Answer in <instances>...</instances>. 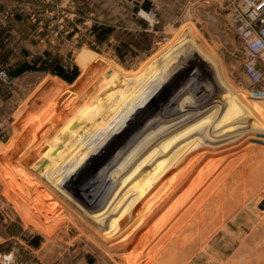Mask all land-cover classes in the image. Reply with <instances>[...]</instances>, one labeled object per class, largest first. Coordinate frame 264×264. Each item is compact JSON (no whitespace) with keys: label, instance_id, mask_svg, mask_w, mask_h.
<instances>
[{"label":"rangeland","instance_id":"374dc122","mask_svg":"<svg viewBox=\"0 0 264 264\" xmlns=\"http://www.w3.org/2000/svg\"><path fill=\"white\" fill-rule=\"evenodd\" d=\"M232 11L223 0H28L15 32L0 28V72L14 79H0V255L10 264H264V85L242 73L252 40ZM94 26L111 27L109 39L99 44ZM38 57L54 68L76 58L79 83L10 75ZM111 67L125 80L111 85ZM82 94L95 108L106 94L122 113L99 110L83 140L70 139L77 148L37 163L70 112L86 109ZM133 196L139 207H129Z\"/></svg>","mask_w":264,"mask_h":264},{"label":"crops","instance_id":"0c3cea01","mask_svg":"<svg viewBox=\"0 0 264 264\" xmlns=\"http://www.w3.org/2000/svg\"><path fill=\"white\" fill-rule=\"evenodd\" d=\"M36 1H38V0H36ZM27 6H28V0H0V28L2 27V29H6V31L8 33L15 32L11 27L19 26V24L21 22H23L22 18H26V15H27L26 14ZM7 24H8V27L10 28V30L7 29V28H4ZM9 25H11V26H9ZM76 58H77V56H76ZM76 58H75V60L72 59V58H70V60H68L64 64H60V65L70 66V65H74L75 64L76 66L79 67L78 63L76 62ZM49 78H51L53 80H56V83L57 82L58 83L59 82H63L64 84L72 85V84L65 83L62 80H58L56 78V76H54L52 74H50V77ZM92 99L95 100L96 98H92ZM82 104H83L82 106H85L86 109L81 106L82 109L84 108L85 110H81V108H79L76 112H74V111H71L70 112V114L72 116H70L69 121H68L69 126H66L65 128H63L62 131H64V129L67 128L64 132H61L60 134H58V133L55 134V137L57 136V138H55V139H58L56 141V143L53 144V141H54L53 140L52 142H48L47 145H46V147L42 145L46 149L40 153L39 158L36 161L37 163L38 162H42V161L45 162V158H46V162H53V161L59 160L60 156L63 155V153H61V149L63 147H71L72 146L73 148H77L76 142H73V140L70 141V139L77 138V139L83 140V138L85 137V135L82 133L83 136H84V137H82L78 133L81 132V131H83V130H85L88 126H90V122H91L94 114L96 112L99 113V110H100V108L92 107L91 106L92 105L91 104V101L83 100V103ZM85 113H86V115H85ZM88 121H89V123H88ZM87 123H88V126H87ZM28 128L29 129H32L30 127H28ZM51 138H53V137H51ZM78 145H79L78 148H80V150H81V148L83 147V145L81 143L78 144ZM51 170H50V172H45V173H47V174L51 173L53 175V172ZM45 173H44L43 179L44 178L47 179V177H45V176H48V175L45 174ZM52 175L50 176L51 178H53ZM47 182H45L46 185L48 184L49 186L52 187V185L50 184V182L49 181H47ZM101 187L102 186H100L97 189H100ZM98 191L99 190H97V191L96 190H93V193H98ZM133 197H134V199L132 198L129 207L131 205L133 206V202L135 204L134 205L135 207L138 206L137 198L135 196H133ZM210 254H212V253H210ZM206 256H209V253H206V252L205 253H202V257H204L206 259ZM197 259H195L193 261V263L195 262L194 264H204L203 262H198ZM213 259L214 258H212L210 256V260H208V261L205 260L206 261L205 264H207V262H209L211 264V262H212Z\"/></svg>","mask_w":264,"mask_h":264},{"label":"built area","instance_id":"2783aa9c","mask_svg":"<svg viewBox=\"0 0 264 264\" xmlns=\"http://www.w3.org/2000/svg\"><path fill=\"white\" fill-rule=\"evenodd\" d=\"M233 7L232 23L247 44L242 61V73L252 85H264V0H223ZM238 1L237 5L235 4ZM0 79L13 82V78L0 72ZM11 257L0 255L2 264H10Z\"/></svg>","mask_w":264,"mask_h":264},{"label":"trees","instance_id":"16d2710c","mask_svg":"<svg viewBox=\"0 0 264 264\" xmlns=\"http://www.w3.org/2000/svg\"><path fill=\"white\" fill-rule=\"evenodd\" d=\"M98 30H101V33H98ZM90 34L92 36H95L97 39V42L99 44L104 43L107 41L112 34V28L111 27H92ZM26 52V51H24ZM45 56H50L49 53L45 52ZM47 59H42V57H38L33 59L31 62H27L24 64L19 65L16 69H14L10 75L12 77H19L25 72L28 71H37V72H50V74L56 76L58 80H62L65 83L68 84H76L79 83V78L82 74L81 68L74 65L70 66H64L58 64L56 68H54L57 64V60H52L51 62ZM101 184H104L106 179L101 178ZM35 247H38L37 244L34 245Z\"/></svg>","mask_w":264,"mask_h":264},{"label":"bare ground","instance_id":"6f19581e","mask_svg":"<svg viewBox=\"0 0 264 264\" xmlns=\"http://www.w3.org/2000/svg\"><path fill=\"white\" fill-rule=\"evenodd\" d=\"M143 14V13H142ZM144 16V15H143ZM115 68L114 67H111V69H110V75H108V77H110V84L111 85H113L114 83H113V81L112 80H114V78H116V77H120V78H122V79H124V74H121L120 72H118L117 70H114ZM103 70H104V68H103ZM112 70H114L113 72H112ZM107 77V78H108ZM137 77V79H138V76H136ZM137 79H136V82L134 81V82H131V81H127L126 83V85L125 86H127L128 87V89L130 88V87H136V85H138V84H140L141 83V79H138V81H137ZM104 80L105 79H103V80H99L98 81V86H97V88H95V92L93 93L94 95H96V96H94V98H96L97 99V96H99V94L100 93H102V92H99V91H101V89L103 90V92H104V85L106 84V83H108V80L106 79L105 80V82H104ZM125 80V79H124ZM105 83V84H104ZM125 83V82H124ZM86 89L87 90H89V91H91L92 90V88L90 87V86H87L86 87ZM98 91V92H97ZM105 91H107V89L105 90ZM105 93V92H104ZM100 95H102V94H100ZM133 95H137V93L136 92H134V94ZM102 97H104L102 100V104L99 106L100 107V112H101V114L102 113H105V112H107V110L110 108V107H112V109H114V111H119L118 112V114H117V116H119V113H122V111H121V107H122V105H116V106H114V105H111L109 102H110V97L108 98V96H106V94H105V96H102ZM88 98H90V97H85L84 96V94H82L81 95V99H83V100H86V99H88ZM133 98V97H132ZM82 100V101H83ZM135 100V99H134ZM133 100V101H134ZM133 101L130 103V104H128L127 102H125L126 104H128L127 106L129 107V106H134V104H132L133 103ZM160 116H161V114H160ZM157 118V117H156ZM164 118H167V117H164ZM163 118V119H164ZM111 121V120H110ZM164 121V120H163ZM108 122H109V120H108ZM162 122V121H161ZM160 122V123H161ZM111 124V123H110ZM157 125V124H156ZM211 186V185H210ZM210 186H208L207 188H209ZM212 189V188H211ZM210 190V189H209ZM222 194V193H221ZM194 199V200H191V199ZM192 198H190V199H188L187 201H186V204L188 203V202H190V200L192 201L191 202V206L190 207H192V206H195L194 207V209L197 207V205L198 204H200L201 202H200V200H198L199 198H198V196L197 197H192ZM185 207V206H184ZM187 209V208H186ZM193 208H191V210H192ZM185 210V209H184ZM183 214H184V212H183ZM185 215V214H184ZM198 215V217L201 219L202 217H203V215H202V213L199 211V213L197 214ZM186 217V216H185ZM184 218V217H183ZM182 220V219H181Z\"/></svg>","mask_w":264,"mask_h":264},{"label":"water","instance_id":"95a60500","mask_svg":"<svg viewBox=\"0 0 264 264\" xmlns=\"http://www.w3.org/2000/svg\"><path fill=\"white\" fill-rule=\"evenodd\" d=\"M264 207V202L259 206L260 209H263Z\"/></svg>","mask_w":264,"mask_h":264}]
</instances>
